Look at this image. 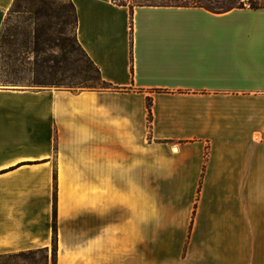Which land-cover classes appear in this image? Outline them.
<instances>
[{
  "label": "crops",
  "instance_id": "1",
  "mask_svg": "<svg viewBox=\"0 0 264 264\" xmlns=\"http://www.w3.org/2000/svg\"><path fill=\"white\" fill-rule=\"evenodd\" d=\"M70 1L117 89H0V255L51 249L55 210L56 264H264V8Z\"/></svg>",
  "mask_w": 264,
  "mask_h": 264
},
{
  "label": "trees",
  "instance_id": "2",
  "mask_svg": "<svg viewBox=\"0 0 264 264\" xmlns=\"http://www.w3.org/2000/svg\"><path fill=\"white\" fill-rule=\"evenodd\" d=\"M118 6L199 7L212 13L235 8H264V0H112ZM77 15L70 0H14L0 31V89L28 83L42 88L117 89L105 82L76 38ZM77 54L84 58L81 63ZM69 78V83L64 79ZM151 101H147L150 132ZM47 248L35 251H47ZM52 264H56L57 229L52 221ZM21 253V252H20ZM6 255V254H5ZM3 255H0L2 257Z\"/></svg>",
  "mask_w": 264,
  "mask_h": 264
},
{
  "label": "rangeland",
  "instance_id": "3",
  "mask_svg": "<svg viewBox=\"0 0 264 264\" xmlns=\"http://www.w3.org/2000/svg\"><path fill=\"white\" fill-rule=\"evenodd\" d=\"M58 1L67 3V0H58ZM77 56L80 59L81 63H84L85 59L82 58L80 54H77ZM69 82H70L69 78L64 79V83H69ZM18 88L40 89L42 87L31 86L30 84L25 82L23 84H19L17 87H14V89H18ZM146 188L150 190L145 191V198H144L145 205L156 204V205L167 206V205L189 204L190 199L187 197L185 191H184L185 193L182 190L175 191L174 194L170 189H168V187L162 189L160 185L158 186L157 183H152V182L145 183V189ZM199 192H200V186L197 189V195L195 196V198H193L194 205L197 204ZM35 250H27V251H21V253L17 252V253H10L3 255L2 257H0V264H52V255L50 249H48L47 251H40V252Z\"/></svg>",
  "mask_w": 264,
  "mask_h": 264
}]
</instances>
